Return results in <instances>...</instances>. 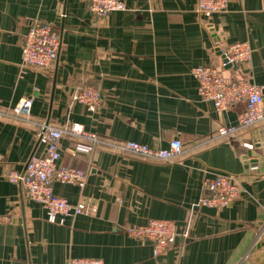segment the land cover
Segmentation results:
<instances>
[{"label":"crops","instance_id":"0c3cea01","mask_svg":"<svg viewBox=\"0 0 264 264\" xmlns=\"http://www.w3.org/2000/svg\"><path fill=\"white\" fill-rule=\"evenodd\" d=\"M125 8L94 18L89 0H0V264H68L98 257L106 264H264L256 244L264 233V171L246 167L244 143L264 122L221 137L217 127L237 124L239 102L218 111L202 98L194 68L221 65L218 44L247 42L249 61L225 68L228 80L264 86V0H230L228 10L200 15L198 0H119ZM48 22L61 49L46 70L23 68L29 26ZM82 86L102 90L95 113L71 103ZM32 97L30 117L11 109ZM77 122L101 141L89 154L70 153L78 137L60 142L61 163L85 169V187L55 182L56 194L87 211L50 223L45 208L23 185L7 179L43 154L39 126ZM180 139L174 161L122 151L124 140L164 148ZM238 177L242 195L214 213L203 210L206 175ZM168 219L177 242L161 254L154 244L128 236L125 227ZM262 231V233H261ZM186 232V234H185Z\"/></svg>","mask_w":264,"mask_h":264},{"label":"built area","instance_id":"2783aa9c","mask_svg":"<svg viewBox=\"0 0 264 264\" xmlns=\"http://www.w3.org/2000/svg\"><path fill=\"white\" fill-rule=\"evenodd\" d=\"M90 10L97 20H104L110 12L125 8L119 0H89ZM230 0H198L197 12L205 18L228 10ZM61 49V37L52 24L36 21L25 34L22 45L23 68L38 70L49 69L58 57ZM221 65H199L193 70L198 81V91L203 99L213 103L218 111H225L231 106L245 102L246 108L240 113L237 124H221L217 127L218 136L233 137L239 129L264 122V86L248 80H228L224 70L227 65L237 66L252 57V49L247 42L218 44ZM104 101L100 88L82 86L72 96L71 103H80L90 112L99 110ZM33 98L21 99L11 111L15 116L30 117ZM67 136L78 137L75 146L70 149L72 155L91 154L101 143L99 136L77 122H70L64 127L49 123L39 126V137L46 146L43 154H33L23 170L11 169L6 177L13 183L24 186L30 199L40 203L46 210L50 223H63L66 216H75L87 211L84 202L72 203L67 198L56 194L55 182L76 184L85 187L88 171L78 167L62 164L60 142ZM252 149L254 142L244 143ZM118 149L134 153L150 160L174 161L183 152V142L175 139L167 147H150L136 141L124 140ZM203 186L210 197L204 200L211 207L228 206L239 199L242 188L237 176L228 172L208 174ZM125 233L133 238L149 240L154 244V254L159 255L169 246L175 244L181 233L174 221L168 219H150L144 224L129 225ZM186 234V232H185ZM68 264H106L98 257H73Z\"/></svg>","mask_w":264,"mask_h":264},{"label":"water","instance_id":"95a60500","mask_svg":"<svg viewBox=\"0 0 264 264\" xmlns=\"http://www.w3.org/2000/svg\"><path fill=\"white\" fill-rule=\"evenodd\" d=\"M231 65H227L226 68H231ZM233 67H236L233 66ZM253 141L254 145L252 149L247 150V152L243 155V159L245 161L246 167H253L258 169L259 171H264V128L262 130H256L253 133ZM203 210L214 213L217 208L204 205ZM262 233V231H261ZM263 237L261 235L258 238L256 248L260 251L258 256H264V233Z\"/></svg>","mask_w":264,"mask_h":264}]
</instances>
